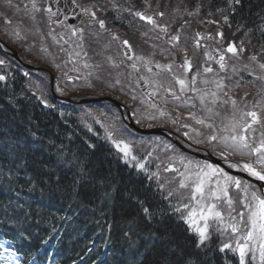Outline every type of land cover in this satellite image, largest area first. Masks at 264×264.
<instances>
[{
  "label": "trees",
  "instance_id": "trees-1",
  "mask_svg": "<svg viewBox=\"0 0 264 264\" xmlns=\"http://www.w3.org/2000/svg\"><path fill=\"white\" fill-rule=\"evenodd\" d=\"M149 2L151 5L157 3L160 10L167 11L166 15L157 17L155 21L156 25L167 29L164 32V43L158 44L157 40L153 42L149 38H143L142 25L133 24V12L142 10L143 3ZM36 3L45 9L46 0H36ZM18 4L21 8L17 12L18 16L9 9H0L4 17L11 21L0 27V36L28 61L49 66L55 73L58 93L62 96L84 98L112 95L130 110H140L146 105L139 104L140 100L146 99V95L138 86V78L155 76L157 79L156 74L159 73V79L166 87L174 72L157 68V73L155 70L147 75L143 62L135 58L144 57L151 61L149 67H156L157 63L172 64L176 60L177 67L181 69L182 59H174L171 53H167L173 50L169 47L171 37L179 35L183 39H192L198 37L197 33L200 34L199 37L207 36L204 32L207 24L211 25V34L223 33L219 45L235 42L239 47L243 42L246 63L250 62L249 57L252 55L257 56L259 63L264 62V0H241L240 4H236L234 0H83L82 6L95 12V19L90 15L85 16L74 27L49 22L45 11L32 12L30 0L26 3L28 11H25L21 2ZM130 8L134 9L133 12L129 11ZM30 14L35 16L34 20L30 18ZM224 16L228 17V23L224 22ZM98 20L105 22V28H100ZM73 28L83 29V40L80 39V33L71 35ZM180 28L182 31H179ZM14 31L19 32V37L13 34ZM61 36L67 39H60ZM113 36L118 39H113ZM124 40L132 45V60L123 56ZM181 40L182 38L179 41ZM77 44H82V47H76ZM76 52L80 55L76 56ZM0 60L5 62L0 65V75L6 77L4 81H0V143L18 141L23 145L25 142H32L46 149V158L56 160L58 152L62 151L69 158L76 156L85 162H91L90 170L82 178L76 168H55L56 175L62 177L59 190H56L54 182L45 184L44 177H37L40 187L44 188L43 192L40 187L35 191L30 190L23 170L19 176L11 179L8 175H0V239L5 234H12L7 218L14 217L26 221L33 235L30 248L21 249L20 259L25 263L35 257L36 264H115L113 250L126 247L120 237L122 230L129 226L127 221L134 216L139 221V208L134 200L129 199L126 188L135 187L140 192L148 190L149 203L158 214L171 213L172 209L152 183L121 163L118 154L105 141L104 134H107L109 125L112 128H125L117 119L116 110L104 104H57L48 96L45 99L48 105L55 106L44 107L32 93L31 84L37 83L32 82L24 73L41 79L38 83L43 92L45 78L41 74L22 70L1 52ZM133 62L140 67L138 72L128 67ZM85 63L89 65L87 68L84 67ZM113 64L119 67H114ZM97 65L101 67L97 68ZM74 70L81 73L80 79L70 75ZM197 71L199 69L196 68L187 72V81ZM116 79L120 80V84H115ZM236 81L241 80L237 78L234 82ZM253 84L254 86L248 87L246 97V93L243 95L246 89L235 88L239 98L252 100L250 108L255 99L252 97V90L255 87L260 91L255 86L260 84L259 80L255 79L250 85ZM147 86L150 88L149 84ZM259 95L264 98V93L260 92ZM133 96L136 97L135 100ZM263 106L261 105L262 108ZM100 109L104 110L106 117L96 115ZM185 110L183 105V112ZM189 111L201 115L197 103L196 108H189ZM183 121L193 125L190 119L183 118ZM91 145L95 147H90ZM14 159L10 156L3 162L5 172L12 166ZM240 159L239 157L237 160ZM98 160L104 161L102 172L96 170L99 167L96 165ZM31 168L29 161V174H32ZM109 169L112 175L125 178L123 183L116 182L115 191L106 188L101 182V177ZM130 175L131 182L127 180ZM17 205H23V208L18 209ZM5 207L8 210L7 216L3 212ZM25 213L28 215L25 216ZM174 217L173 214L169 215L165 230H157L155 225L151 228L144 227L139 240L141 245H149L148 252L151 253L152 260H160L161 264H180L187 260L194 264H235L214 245L204 249L195 248V235ZM53 232L58 239L41 244V239H47ZM150 232H155L161 238L156 240L155 237H150ZM169 239L180 247L177 248L176 243L169 244ZM139 251L148 254L144 247H140ZM160 253L165 255L161 256ZM139 259L138 256H129V264H135Z\"/></svg>",
  "mask_w": 264,
  "mask_h": 264
},
{
  "label": "snow or ice",
  "instance_id": "snow-or-ice-1",
  "mask_svg": "<svg viewBox=\"0 0 264 264\" xmlns=\"http://www.w3.org/2000/svg\"><path fill=\"white\" fill-rule=\"evenodd\" d=\"M73 3L76 0H72ZM236 4H240L241 0H234ZM5 7L13 8L12 0H5ZM30 7L32 12L46 11L49 18L56 17L58 11H53L52 7L42 9L36 3V0H30ZM25 11H28V6H25ZM86 15H90L95 19V12H90L88 8L83 9ZM141 20H145L147 23L156 25L152 16H145L143 13H134ZM191 14V13H190ZM163 16V13H158ZM31 19H35L34 15L30 14ZM224 22L228 23V17L224 16ZM215 23V21H212ZM8 23H11L9 20ZM100 28H105V22L98 20ZM161 31H167L166 28ZM80 33V39L83 40V29L73 28L71 35L75 36ZM19 37V32L13 33ZM51 35V33H49ZM218 36L223 37V33L218 32ZM199 37L200 34L197 33ZM55 39V37H54ZM60 39H63L61 36ZM113 39L118 37L113 36ZM172 41L177 43L180 40L179 35L171 37ZM67 43V41H65ZM123 45L126 48L125 56L128 60H132L133 57L128 55V52L132 50V45L128 40H124ZM196 46H200V40H196ZM175 46V45H174ZM76 47H82V44H77ZM63 50V49H61ZM246 51L243 47V42L238 47L235 42L229 43L226 53H231L237 61L240 60L242 54ZM76 56L80 53L76 52ZM205 56L208 59H213L207 52ZM111 59V58H109ZM136 60L143 62L147 72L151 73L152 68L148 65L151 61L146 60L144 57H136ZM249 60L257 62V56L252 55ZM219 64V69L222 72H226L228 65L225 61V54H220L219 59L216 61ZM5 62L0 60V65ZM89 65L84 64L87 68ZM114 67L119 65L113 64ZM100 68L101 65H97ZM133 71L138 72L139 67L137 63L133 62L128 65ZM157 68H160L169 73L172 72V65H160L157 63ZM185 72L192 71L193 65L191 61L185 55L183 63L180 65ZM260 70L264 71V62L258 63ZM248 66L244 65L242 69H238L235 64L231 65L232 73L240 71H247ZM213 72L212 67L207 66L203 68V73ZM130 75V73H129ZM160 74L157 73V79H146L141 76L138 80H143L146 84L153 86L154 91L150 95H156L160 89L170 94L174 101L179 102L185 107L196 108V103L193 99L199 100L200 111L204 113L203 116L198 115L197 112L189 111V115L186 119H190L195 122V125H199L197 128L195 125L188 124L186 121L181 124L182 128L191 129V132L185 131L184 136L188 137L195 145H204L207 152L218 155L222 160L229 161V157L239 156L241 159L235 162H228L230 169H237L247 173L249 177L254 178L256 181L261 182L259 189L255 187L251 182L242 180L241 178L231 175L223 168L204 162H196L187 160L186 157L181 156L180 162L184 165V171L179 172V188L190 191V195L185 200H178L175 206H171V213L160 212L159 214L154 207L149 203L150 195L148 190L140 192L135 187L129 189L126 188L125 192L130 200H134L139 208V221L134 216L131 220L127 221L128 227L122 230L120 239L125 242L126 247L113 250L112 255L116 258L115 264H129V256L140 257L135 261V264H161L160 260H152L151 253L148 252L149 245L140 244L139 237L144 230V227L151 228L156 226L157 230L166 229V220L169 215L179 214V218L185 223L188 229L197 235L195 241V248H206L212 240L211 224L216 223L218 225L216 231L223 235L230 230L231 239H234L235 246L230 241L222 242L219 248L220 252L230 250L234 253H238L239 264H249L246 260L250 258V261L255 262L259 260V264H264V108L261 107V101H253L251 108L245 103L243 107L238 105L237 99L228 95L230 91L228 85L224 83L225 79H231V76L220 77L219 80H213L211 83L215 84V91H209L206 89H198L196 87L199 71L191 76L190 81H186V78H181L175 74H172V79L168 81V86L165 87L164 83L159 79ZM6 77L0 75V81H4ZM258 80H264V75H258ZM175 85H179L176 89ZM210 81L207 79L200 80V83L207 85ZM115 84H120V80L116 79ZM113 85V87L115 86ZM241 81H236L234 87H241ZM59 90V89H58ZM261 92L264 93V87L261 88ZM198 94V95H197ZM222 94V95H221ZM248 94H245V97ZM186 96V99L182 97ZM136 97L133 96V100ZM167 97H165V100ZM244 99V98H241ZM45 106L48 105L44 100ZM179 106V105H178ZM155 107V105H153ZM221 110L225 112H231L230 116L221 119L219 124L216 123L215 117L221 116ZM239 112V116H237ZM160 115H166L161 111ZM181 117L177 115L176 119L172 122L175 124L180 121ZM139 122V121H138ZM207 129L208 131H203ZM194 134V135H193ZM35 136V133H33ZM112 145L120 154L125 164L128 163L129 158L132 161H137V156L132 152V145L122 138H118L112 131L108 132L107 137ZM191 146V145H190ZM90 147H95L91 145ZM46 149L39 147L32 142H25L21 145L18 141H6L0 143V175H8L9 178L19 176L21 171H24L26 176V182L30 186V190L35 191L37 187H40L37 177H44L45 184L55 183L56 190H59V185L62 180L61 176L56 175L55 168L62 166H70L69 170L76 168L81 178L87 174L89 164L91 162H85L79 157L73 156L69 158L66 153L58 152L57 159L53 160L51 157H45ZM14 157V161L11 167L5 169L3 162L7 161L9 157ZM29 161L32 168L31 173H28ZM103 160L96 161L97 171L102 172ZM134 168L143 171L145 165L143 163H136ZM165 171H178L173 168H166ZM153 176L156 174L153 173ZM124 177L115 176L111 174L110 169L105 175L101 177V182L106 188H111L113 191L117 190L116 182H124ZM129 182L132 181L131 175L127 178ZM142 186V185H141ZM162 188L163 185H160ZM235 190L238 194L242 193V196L234 199L232 196V190ZM251 189V191H250ZM40 191L43 192L44 188L40 187ZM107 194V193H106ZM174 193L169 192L166 199L171 198ZM237 204L242 205L240 210L236 207ZM226 205L227 223H225V211L220 210V207ZM18 209H22L23 205H17ZM7 208L3 209L5 216H7ZM233 212L236 214L233 215ZM25 216L28 214L25 213ZM159 216V218H158ZM7 223L9 224V231L11 235H4V238L0 239V264H21L20 255L21 249L30 248L32 245L33 235L27 226V222L24 220H17L14 217H8ZM143 225V227H142ZM223 225V227H220ZM150 237H155L159 240L161 237L156 236L155 232L149 233ZM166 235V231H165ZM51 239H58L55 232L47 239H41V244H47ZM169 244L176 243L172 239L168 240ZM140 247H144L148 254L141 253ZM176 247L179 248V244L176 243ZM134 250V251H133ZM167 251V250H166ZM164 256L165 253H160ZM191 255V254H189ZM30 264H36V258L33 257ZM180 264H194L193 261H181Z\"/></svg>",
  "mask_w": 264,
  "mask_h": 264
},
{
  "label": "rangeland",
  "instance_id": "rangeland-1",
  "mask_svg": "<svg viewBox=\"0 0 264 264\" xmlns=\"http://www.w3.org/2000/svg\"><path fill=\"white\" fill-rule=\"evenodd\" d=\"M142 27L144 32L149 35L151 28L146 26L144 23H142ZM153 105H155V107H153ZM171 106L172 105L167 101H161V104L158 103L149 104L146 108L140 109L142 113L141 115L136 113L137 117L134 118V121L142 129L168 128L173 132H175L176 134H178L179 138L182 141H184L185 139H183V128L181 127V124L183 122L181 121V119L175 124L172 122L174 119H176V116L174 113V109L171 108ZM161 111L165 112L166 115L163 116L160 115ZM110 127L111 126L109 125V128ZM124 140H126L132 145V151H137V156L141 157L142 160L141 163L145 165L144 171L148 174V176L151 179L155 178L158 181H162L159 182V185H163V187L162 188L160 187V189L164 193L165 197L168 196L169 192L174 193V195L168 199L174 201L175 204L178 203V200H185L188 198V196L190 195V191L179 188V180H180L179 172L184 171V165L180 162V157L181 156L186 157L185 162H187V160H192V161L200 162L202 164L204 163L203 161L192 159L186 156L182 152H177L176 150H174V148L171 145H169L165 140L161 139L160 137H156V136L136 137V138L126 137L124 138ZM190 143L195 148H199V149L202 148L201 146L195 145L192 142ZM121 160L123 163H125L122 158ZM127 165L134 168L133 167L134 164L130 163L129 161ZM166 168H173L178 171H165ZM153 173H155L156 175L153 176L152 175ZM164 173L170 174L171 178L166 180L163 177ZM232 192H235V190L233 189ZM222 207L226 208V205H223L220 208ZM236 207L238 208V204L236 205ZM217 227L218 225L216 223L211 224L212 233L220 236L221 242L231 240L233 246H235L234 239H231L230 230L228 232H225L223 235H221L219 232L216 231ZM220 227H223V225H220ZM235 254L238 257V253ZM246 260L249 261V264L259 263L258 259L255 262H252L250 261V258L246 257ZM238 261H239V257H238Z\"/></svg>",
  "mask_w": 264,
  "mask_h": 264
},
{
  "label": "water",
  "instance_id": "water-1",
  "mask_svg": "<svg viewBox=\"0 0 264 264\" xmlns=\"http://www.w3.org/2000/svg\"><path fill=\"white\" fill-rule=\"evenodd\" d=\"M13 56H14L16 59H18V56H17L16 54H13ZM23 65L26 66V67H28V68H30V69H36V70H42V71H45L44 69L30 67V66H28V65H26V64H23ZM51 90H52V89H51ZM52 94H53V90H52ZM64 100L67 101V102L73 103V104H83V103H91V102H106V103H109V104H112V105L116 106L120 111H121V109H122V105H121V104H119L118 102H116V101H114V100H112V99H110V98H106V97H104V98H95V99L76 100V101H73V100H70V99H64ZM121 112H122V111H121ZM126 114H127V120H128L126 124H127V125L129 126V128L132 129L134 132L139 133V134H158V135H162V136H165V137L171 139L175 144H177L178 146H180L179 143H177L174 139L171 138L169 132H168V133H164V132L161 131V130H149V131H143V130L138 129L137 127H135V125H134L133 122L131 121L129 114H128V113H126ZM197 156L200 157V158H202V159L208 160V161H210V162H212V163H214V164H216V165H219V166H221V167H224V166L222 165V162H221V161H219V160H217V159H214L211 155H208V156H200V155H197ZM229 172H230V171H229ZM230 173H232V174H234V175H237V176H241V177H243V178L246 179L247 181L252 182L253 184L257 185L259 188H260V186H261V183L256 182V181H254V180L248 178L245 174H243V173H241V172H230Z\"/></svg>",
  "mask_w": 264,
  "mask_h": 264
}]
</instances>
